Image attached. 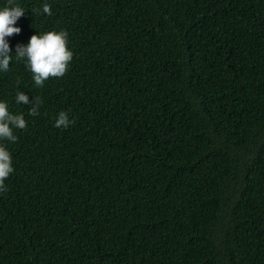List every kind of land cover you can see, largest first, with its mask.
<instances>
[{
	"label": "trees",
	"instance_id": "obj_1",
	"mask_svg": "<svg viewBox=\"0 0 264 264\" xmlns=\"http://www.w3.org/2000/svg\"><path fill=\"white\" fill-rule=\"evenodd\" d=\"M13 2L11 54L63 30L73 55L42 87L0 73L27 121L0 141V264H264V0Z\"/></svg>",
	"mask_w": 264,
	"mask_h": 264
},
{
	"label": "clouds",
	"instance_id": "obj_2",
	"mask_svg": "<svg viewBox=\"0 0 264 264\" xmlns=\"http://www.w3.org/2000/svg\"><path fill=\"white\" fill-rule=\"evenodd\" d=\"M42 12L51 15V7L48 3L42 5ZM25 9L13 0L0 6V73L7 72L13 57L25 62L26 69L32 74L34 85L42 87L49 77H62L72 59V51L67 47V33L61 31H47L43 34H33L28 43L17 45L15 54H11V48L6 37L18 34L21 29L17 26V20L24 15ZM15 102L28 104L29 97L24 91L17 90ZM36 99V98H35ZM38 105H33L28 115H37ZM73 121L69 120L66 112L57 114L54 126L67 128ZM27 121L23 113H13L9 110L7 100L0 99V141L15 142L17 136L13 129H24ZM14 171L10 151L3 143H0V192L7 191L5 181Z\"/></svg>",
	"mask_w": 264,
	"mask_h": 264
}]
</instances>
